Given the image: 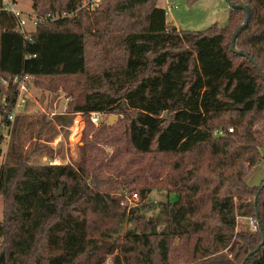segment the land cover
I'll return each mask as SVG.
<instances>
[{
	"label": "trees",
	"instance_id": "obj_1",
	"mask_svg": "<svg viewBox=\"0 0 264 264\" xmlns=\"http://www.w3.org/2000/svg\"><path fill=\"white\" fill-rule=\"evenodd\" d=\"M54 1L31 0L38 23L26 39L14 33L16 20L0 0V81L7 82L0 84V132L9 137L0 166V264L35 261L38 244L48 253L44 264H105L108 256V264H263L264 180L251 190L244 178L264 162V0H229L250 13L233 50L246 11L226 1L243 22L229 17L210 33L178 32L157 0ZM95 1L106 6L85 10ZM124 21H132L127 30ZM101 22L121 63L110 59L90 72L87 43L97 44ZM24 76L29 90L41 77L82 78L74 82L81 93H68V111L53 118L69 126L74 114L84 117L79 162L27 164L19 133L28 97L8 120L18 96L13 79ZM104 112L126 122L93 127L89 114ZM37 122L43 139L50 122ZM2 142L0 133V155ZM153 182L166 193L155 214L119 206L115 193L143 200ZM237 217L255 220L256 230ZM123 224L120 242L109 241L104 232L118 234Z\"/></svg>",
	"mask_w": 264,
	"mask_h": 264
},
{
	"label": "rangeland",
	"instance_id": "obj_2",
	"mask_svg": "<svg viewBox=\"0 0 264 264\" xmlns=\"http://www.w3.org/2000/svg\"><path fill=\"white\" fill-rule=\"evenodd\" d=\"M10 2V0H8ZM56 1V0H55ZM54 1V3H55ZM58 1V0H57ZM60 1V0H59ZM189 2V3H188ZM158 7H162L166 11V23L170 26L175 27L178 32L183 31H206L212 32L218 31L226 25L229 17H233V23L238 24L239 26L243 22L244 15L242 13L232 14L227 6L225 0H157ZM86 3L84 2L85 10L88 12L94 11L98 7H105L106 2L95 1L90 8L86 9ZM47 6L43 5V8ZM13 7L23 13L31 14V0H18L13 4ZM111 13V12H110ZM116 15H111V19H116L113 17ZM125 18L124 16H122ZM116 22L115 20H113ZM127 22V21H126ZM132 21L127 25L124 21L126 30L130 28ZM232 23V24H233ZM99 29L101 35L97 36L95 33V26H93L92 32L90 35H96L95 41L97 44L87 43V62L90 72H99L103 67L106 66L108 60L113 59L117 63H121L122 54L121 51L117 50L116 47L111 44H106L104 40L107 39V36L102 32L103 28L106 27L105 23H99ZM33 28L28 25L27 30H32ZM232 32V31H231ZM105 35V36H104ZM104 36V37H103ZM119 35H115L117 38ZM102 37V38H101ZM81 77H41L34 82L33 87H30L28 91V107L26 110L27 118L24 121L21 131L22 142L24 143V151L28 156L27 164L30 165H49V164H74L79 162L80 148L82 147V136L85 130L86 122L83 116L80 114H74L72 116L71 125H58L53 121L54 116L64 114L68 111V105L72 103L71 97L68 93L73 92L74 95L81 93L78 85H75L74 82L81 81ZM44 117L45 122H50L45 126L43 134H46L47 137L43 136V139H37V133L39 131L38 118ZM113 119L111 126L123 124L126 122L125 116L117 112L113 113H101L100 122L93 127H99L100 125L109 126V119ZM37 120V121H35ZM40 120V119H39ZM78 121L79 132L77 136L72 138L73 129L75 128V122ZM38 129V130H37ZM7 130L2 128L3 142L1 144L2 154L0 155V166L5 159V151L9 137ZM48 138V141H45ZM51 138V139H50ZM50 139V140H49ZM106 151H111L109 148L105 147ZM264 156V152L262 153ZM144 158V157H143ZM145 159H148L145 157ZM174 157H171V161ZM264 180V162L258 164L256 168L247 169L246 176L244 178L245 186L248 189L258 187L261 182ZM157 181H160L158 179ZM156 182H153L151 192L144 198L140 200L137 196V201L128 203L130 200V194L126 193L120 194L115 193L116 197L121 196L120 207L123 208L126 206V210L131 208H142L140 216L149 217L152 214H155L158 211V203L165 200V191H159L155 186ZM58 190V189H57ZM56 190V191H57ZM252 190V189H251ZM63 193V190H62ZM173 198L171 194L169 196ZM249 198L245 199V202H248ZM234 202L238 204L236 197H234ZM4 199L0 195V220L2 217ZM238 224H243L251 232L249 225V220L247 218L237 217ZM107 225V223H106ZM108 226V225H107ZM114 222H111V228H114ZM127 225L123 224L116 232H104V234H109L108 240H116L120 242V234H122ZM117 230V229H116ZM253 232V231H252ZM106 239V238H105ZM47 250L43 248L41 244H38L36 247V258L35 261L31 260L29 264L37 263V259L40 257L43 258L42 262L44 264V259L47 256ZM262 262L264 264V251L262 253ZM85 258H80L79 263L84 264ZM111 257L108 256L106 261L110 263Z\"/></svg>",
	"mask_w": 264,
	"mask_h": 264
},
{
	"label": "built area",
	"instance_id": "obj_3",
	"mask_svg": "<svg viewBox=\"0 0 264 264\" xmlns=\"http://www.w3.org/2000/svg\"><path fill=\"white\" fill-rule=\"evenodd\" d=\"M14 2L10 0H1V6L2 8L8 12L10 15L13 16V18L16 20V26L14 29V33L23 35L26 39H28L27 32V26L30 25L33 29L35 28L36 24L38 23V18L35 15L32 14H26L24 15L20 11L16 10L13 7ZM64 15V14H63ZM31 78L29 76H24L22 78H14L13 83L17 85V90H18V96L17 100L15 103V109L14 113L8 117L9 121L13 120V116L16 112H18L20 109H22L23 104L25 102V98L28 97V83L30 82ZM1 85H7V82L5 80L0 81ZM100 117L101 113H90L89 114V120L93 125H97L100 122ZM229 133L232 132V128H228L227 130ZM214 136H220L222 135L221 130L214 131L213 133ZM128 203L131 204L132 202L137 201V195L136 194H131L129 197ZM249 225L252 231L256 230V221L250 219L249 220ZM105 264H108L106 262Z\"/></svg>",
	"mask_w": 264,
	"mask_h": 264
},
{
	"label": "water",
	"instance_id": "obj_4",
	"mask_svg": "<svg viewBox=\"0 0 264 264\" xmlns=\"http://www.w3.org/2000/svg\"><path fill=\"white\" fill-rule=\"evenodd\" d=\"M225 1L229 4V6H230L231 8H242V9H244V10L246 11V16H245V20H244L243 24H242L241 26H239V27L235 30V32L233 33V35H232L231 42H230V49L233 50V42H234V40H235L237 34H238L242 29H244V28L246 27L247 22H248V19H249V14H250V13H249V9H248V7H246V6H244V5H234V4H231L229 0H225ZM239 54L242 55V56L247 57V54L244 53V52H242V51L239 52ZM1 102H2V98H1V95H0V105H1ZM112 123H113V119L110 118L109 121H108V124L111 125ZM63 189H64V185H61V186L58 188V190L55 192V196H56V197H61V196H62V190H63Z\"/></svg>",
	"mask_w": 264,
	"mask_h": 264
},
{
	"label": "bare ground",
	"instance_id": "obj_5",
	"mask_svg": "<svg viewBox=\"0 0 264 264\" xmlns=\"http://www.w3.org/2000/svg\"><path fill=\"white\" fill-rule=\"evenodd\" d=\"M78 124H80L78 121L75 122V128L73 129V135L72 138L77 136V133L79 132Z\"/></svg>",
	"mask_w": 264,
	"mask_h": 264
},
{
	"label": "crops",
	"instance_id": "obj_6",
	"mask_svg": "<svg viewBox=\"0 0 264 264\" xmlns=\"http://www.w3.org/2000/svg\"><path fill=\"white\" fill-rule=\"evenodd\" d=\"M14 3L17 2L18 0H12Z\"/></svg>",
	"mask_w": 264,
	"mask_h": 264
}]
</instances>
